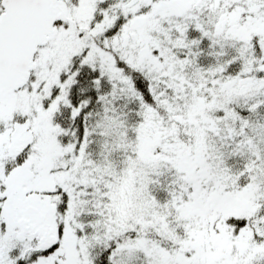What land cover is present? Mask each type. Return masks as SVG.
Segmentation results:
<instances>
[{
    "label": "snow or ice",
    "instance_id": "6c2138e0",
    "mask_svg": "<svg viewBox=\"0 0 264 264\" xmlns=\"http://www.w3.org/2000/svg\"><path fill=\"white\" fill-rule=\"evenodd\" d=\"M0 264H264V0H0Z\"/></svg>",
    "mask_w": 264,
    "mask_h": 264
}]
</instances>
